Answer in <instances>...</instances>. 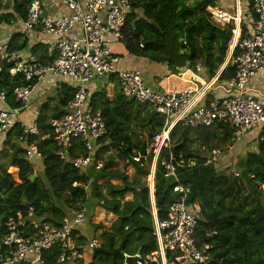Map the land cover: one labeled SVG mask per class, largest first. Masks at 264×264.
Returning a JSON list of instances; mask_svg holds the SVG:
<instances>
[{"label": "trees", "instance_id": "obj_1", "mask_svg": "<svg viewBox=\"0 0 264 264\" xmlns=\"http://www.w3.org/2000/svg\"><path fill=\"white\" fill-rule=\"evenodd\" d=\"M216 1L135 0L124 30L129 47L139 55L167 62L174 71L186 65L194 67L198 60H202L208 74L214 75L226 58L233 35V25L221 28L207 11V7L215 5ZM1 3L2 0L0 24L19 17L25 19L29 0H10L4 6L13 5L14 11L9 13L3 11ZM141 40L144 48L138 46ZM28 48L43 62L53 59L49 55V45L38 42L28 47L23 32L11 37L9 52H22ZM9 67V63L0 61V92L6 93L10 108H19L22 104L16 100L15 88L29 82L22 75H12ZM234 75L235 67L228 65L222 77L231 79ZM73 95L74 90L62 103L63 110L53 118L64 112ZM90 101L95 109L101 110L108 127V135L102 140L106 144L102 148L114 149L120 160L130 162L137 172L148 175L153 153L149 163L144 165L134 161L132 156L146 152L153 135L161 131L164 116L149 104L125 97L117 86L112 99L106 89H102L94 93ZM37 124L39 133L36 135H25L19 122L8 131L0 130V134H5L0 142V253L4 251L2 240L7 234L6 223L16 217L17 212L26 215L33 207L35 217L59 225L71 209L83 206L89 210L102 206L118 218L109 231L100 235V245L89 247V260L77 264H125L128 255L138 252L147 255L156 251L158 241L154 234L149 183L117 168L113 156L104 159L101 169L91 165L85 172L77 170L72 157L89 154L82 142L75 141L68 157L61 158L56 154L59 145L54 140L51 121L42 120ZM171 136V147L162 150L155 172L159 218H167L170 204L179 197L173 191L176 180L165 175L162 165L164 159L172 157L180 182L191 187L189 201H198L201 206L200 239H205L206 231H216L209 239L214 256V261L209 264H264V140L260 142L258 152H249L238 160L236 170L239 175H236L220 171L214 163L206 164L201 155L203 146L214 148L219 141L231 139L232 142L230 126L220 122L198 128L179 125ZM32 144L42 152L39 159L44 170L43 178L37 175L32 179L36 163L25 157L26 148ZM181 159L184 161L180 162ZM189 160L195 164L189 165ZM10 167L18 168L17 179L9 171ZM75 181L79 182L77 186L73 185ZM129 194L132 198L126 199ZM76 233L75 240L84 253L88 241L79 231ZM62 251L58 244L47 249L45 263L61 264L58 258ZM128 264H136V258Z\"/></svg>", "mask_w": 264, "mask_h": 264}, {"label": "built area", "instance_id": "obj_2", "mask_svg": "<svg viewBox=\"0 0 264 264\" xmlns=\"http://www.w3.org/2000/svg\"><path fill=\"white\" fill-rule=\"evenodd\" d=\"M61 1L72 10L70 16L44 15L42 0H29L26 17L22 21L23 33L40 29L47 35L58 37L49 44L52 60L43 62L31 52H9L11 37H4L0 31V61L9 63L12 75H22L29 82L15 88L16 100L22 107L30 100L33 88L31 83L49 73L66 76L75 84L72 99L65 106L64 112L51 120V127L54 140L59 145L56 154L60 157L65 158L67 148L72 147L75 141L82 142L89 152L86 156L72 160L77 170L85 172L91 165H95L96 169L104 167V160H98L95 154L97 149L106 144L102 140L108 135V127L101 110L91 105L87 89L88 84L97 76L115 75L125 97L149 104L165 117L162 130L153 135L146 152L132 156L134 161L144 165L149 163L153 153L150 187H153L155 181L159 156L164 148L171 147V134L179 125L198 128L220 122L232 128L234 142H239L246 132L261 125V139L264 140V99L247 92L251 79L264 70V0H250L255 23L249 31L233 30L227 58L235 67V75L229 81L231 94L214 97L203 105L198 104L199 96L191 89L161 91L147 82L141 69L118 67L120 57L107 44L106 37L112 34L126 40L124 30L135 0ZM232 1L236 5L234 11L220 4L207 7L212 21L218 26L235 23L241 27V0ZM75 28L83 31L82 37H66ZM138 46L144 48L145 44L141 40ZM200 67L201 62L196 64V68ZM0 101L6 102V93L3 91L0 92ZM17 111L0 108L1 131H8L13 126ZM22 128L25 135L39 133L37 123L31 126L22 124ZM202 151L207 152L204 155L206 164L215 163L222 154L221 149L208 151L206 146L202 147ZM25 157L29 161L39 159L42 158V152L32 144L26 148ZM188 164L194 165L195 161L189 160ZM162 165L165 175L176 180L173 191L179 197L170 204L166 219L162 220L155 214L154 234L158 249L147 255L138 252L136 264H209L214 261L209 239L216 231H206L205 239H200L198 227L202 209L199 202L189 201L191 187L180 182L172 157L164 159ZM228 170L239 175L234 168ZM78 184V181L73 183L74 186ZM86 221V206L71 209L59 225L35 217L33 207L29 208L26 215L19 211L16 217L6 223L7 234L2 240L4 251L0 253V264H46L44 252L56 244L63 248L59 263H78L84 260V253L75 240L78 237L76 232ZM99 245L97 237L88 241L90 248Z\"/></svg>", "mask_w": 264, "mask_h": 264}, {"label": "crops", "instance_id": "obj_3", "mask_svg": "<svg viewBox=\"0 0 264 264\" xmlns=\"http://www.w3.org/2000/svg\"><path fill=\"white\" fill-rule=\"evenodd\" d=\"M42 3H43L44 11L49 15L55 17H62V16H70L72 14V10L61 0H42ZM216 4H220L221 6L233 11L236 8V5L232 0H217L215 5ZM10 8L11 11L13 12L14 8L12 4L10 5ZM240 12L242 19L241 27L240 28L237 27L235 23H230L231 25H233L232 38L234 36L233 30L239 32V29H241L247 32L253 27L255 23V16L251 9L250 0H241ZM22 21H23L22 18L19 17L17 19H10V22H5L3 24H0V31L2 35L4 37L10 38L14 34L21 32ZM227 26H220V27L225 28ZM24 34L26 35V38L28 40V47L38 42H43L49 45L58 38L53 35H47L43 33L40 29L29 30L24 32ZM82 35H83V31L80 28H75L72 31H70L66 35V37H82ZM106 41L107 44L112 48V50L120 57V60L118 62V67L120 69H141L144 72L147 82L152 87L158 90L169 91V90L191 89L196 93V95L199 96L198 104L200 105L206 104L210 99L214 97H219V98L226 97L230 95L232 92L231 88L229 87V81L231 79H228L227 76L222 77L223 72L227 69L228 65H232L227 60L228 52L225 60L220 64L216 73L211 76L208 74V71L203 66L202 60H198L195 63L194 67H189L188 65H186L183 67H179L174 71L171 69V67L168 66L167 62H158L152 60L147 56L139 55L135 52H132L131 48L128 45L127 40H122L115 37L112 34H108L106 37ZM22 52L29 53L30 50L28 48ZM199 62H201L200 69L196 68V64ZM226 74L228 73L226 72ZM101 77H107L110 80V83L101 87V85L97 82V80H95ZM95 79L91 81L87 86L90 96H92L96 92L101 91L102 89H106L107 95L112 99L116 86L119 92L121 91L119 80L115 75L97 76L95 77ZM73 90H75V84L70 80V78L60 74L49 73L43 76L42 78L33 81V88L30 95V100L26 106L19 108H10L7 102L0 101V108L6 110L17 109L18 110L17 114L15 115L13 120L14 123L19 122L31 126L37 122H42V120L51 121V119H53L55 115H57L60 111L63 110L62 103L71 94V92L73 93ZM247 92L248 94L254 97L264 99V70L251 79L247 88ZM261 132H262V126L259 125L253 130L246 132L239 142H234L233 138H232V142L231 139L228 142L219 141L218 144L223 146L219 147L218 145L217 147L214 148L221 149L222 153H226L220 156L219 158L220 165H223L221 169L223 170V169L234 168L236 170L238 169L236 164L240 158L244 157L249 152H258L260 142L263 141L261 139ZM4 136H5L4 133L0 134V142L4 139ZM70 148L71 147L67 148L65 158L68 157ZM206 148L208 151L214 149V148H209L207 146ZM109 150L110 149H103V148L97 149L95 154L96 158H98V160H100L101 158L102 160H104L103 154L107 153ZM76 157H80V156H76ZM76 157H72L71 161ZM37 160L41 165V159H37ZM126 164L133 166V164H131L130 162H127ZM214 164L218 165L217 161ZM17 175H18V168H17ZM148 178L150 179L152 178L151 173H149ZM149 191H150V199L152 203V212H153V216L155 217V214L158 215V210L156 207V199H155V181L153 182V187L151 186ZM151 192H152V197H151ZM153 194H154V198H153ZM96 207H100V206H96ZM90 227L91 226L87 223V221L79 227V231L81 232L82 235L86 237L87 241L95 237L96 231L92 230V228ZM90 253H91V249L87 244V246L84 249L85 262L89 260L88 258Z\"/></svg>", "mask_w": 264, "mask_h": 264}, {"label": "rangeland", "instance_id": "obj_4", "mask_svg": "<svg viewBox=\"0 0 264 264\" xmlns=\"http://www.w3.org/2000/svg\"><path fill=\"white\" fill-rule=\"evenodd\" d=\"M9 1L10 0H2V3H1L2 6L4 7L5 5H7L9 3ZM3 11L5 13L12 12L11 8L9 6L6 7V8L4 7ZM95 80H97V82L101 85V87H103L106 84L110 83V80L107 77H101V78H97ZM217 145H219V147L223 146V145H220V144H217ZM206 154H207L206 151L205 152L202 151L201 155L204 157V155H206ZM224 154H226V153H222L220 156H222ZM103 156H104L103 158L106 159V160L109 159L110 156L115 157L117 162H118L117 167L119 169L125 171L130 176H133V175L135 176L136 175L141 180H143V181L146 180L149 183V181H150V178H148L149 174L148 175H144L142 173H139V172H137V170L132 165H127L126 164L127 162L125 163L124 161H122V160H120L118 158V156L116 154V151L114 149L110 148V150L107 153L103 154ZM220 156L217 159L218 169L221 170V171L228 172L229 171L228 169H223V170L221 169V167L223 165H220V162H219ZM36 160H34V163H36L35 175L36 176L39 175L40 177L43 178L44 177V170H43L42 166L40 165L39 161L38 160L36 161ZM9 171L12 172L15 175L16 179H17V176H16L17 175V168L16 167H10ZM113 182L120 183L119 180H113ZM263 188H264V185H263ZM130 198H132L131 195H128V197L126 199H130ZM87 212H88L87 223L91 226L90 228H92V230L96 231L95 232V237H97L99 240H100V235L102 233L106 232V231H109L112 228L114 221L118 218L116 215H114L113 213H110L109 211L104 209L102 206L96 207V208L92 207V209L91 210L88 209ZM100 242H101V240H100ZM70 264H77V263H70Z\"/></svg>", "mask_w": 264, "mask_h": 264}, {"label": "water", "instance_id": "obj_5", "mask_svg": "<svg viewBox=\"0 0 264 264\" xmlns=\"http://www.w3.org/2000/svg\"><path fill=\"white\" fill-rule=\"evenodd\" d=\"M45 14H46V12L44 11V15H45ZM35 176H36L35 174L32 175V179H34ZM135 258H137V255H133V256H129V255H128V256L126 257L125 264H128L130 260H133V259H135Z\"/></svg>", "mask_w": 264, "mask_h": 264}]
</instances>
